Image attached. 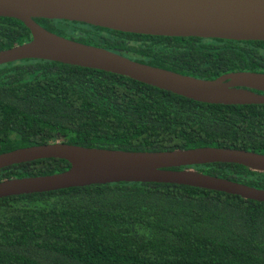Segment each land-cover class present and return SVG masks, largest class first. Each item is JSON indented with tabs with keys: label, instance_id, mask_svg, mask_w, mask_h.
I'll return each mask as SVG.
<instances>
[{
	"label": "trees",
	"instance_id": "16d2710c",
	"mask_svg": "<svg viewBox=\"0 0 264 264\" xmlns=\"http://www.w3.org/2000/svg\"><path fill=\"white\" fill-rule=\"evenodd\" d=\"M65 37L200 78L264 72V40L130 33L36 18ZM0 17V50L31 40ZM134 151L230 147L264 153V103H207L128 76L44 59L0 65V153L51 142ZM44 158L0 181L70 168ZM195 169L264 188L238 163ZM183 168V167H181ZM0 264H264V202L177 183L112 182L0 198Z\"/></svg>",
	"mask_w": 264,
	"mask_h": 264
},
{
	"label": "water",
	"instance_id": "95a60500",
	"mask_svg": "<svg viewBox=\"0 0 264 264\" xmlns=\"http://www.w3.org/2000/svg\"><path fill=\"white\" fill-rule=\"evenodd\" d=\"M0 17L21 20L31 40L0 50V65L44 59L100 69L197 101L264 103V72L232 71L200 78L142 63L119 52L57 34L36 18L64 19L130 33L233 40H264V0H0ZM44 158L70 168L0 181V198L112 182L177 183L264 202V188L208 174L194 165L238 163L264 172V153L230 147L134 151L57 141L0 153V169ZM183 167V168H181Z\"/></svg>",
	"mask_w": 264,
	"mask_h": 264
}]
</instances>
